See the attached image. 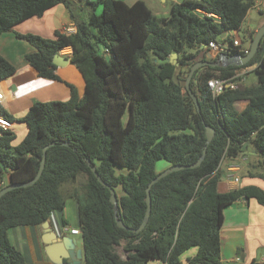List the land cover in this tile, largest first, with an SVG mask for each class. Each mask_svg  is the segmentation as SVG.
Wrapping results in <instances>:
<instances>
[{"label": "trees", "instance_id": "obj_1", "mask_svg": "<svg viewBox=\"0 0 264 264\" xmlns=\"http://www.w3.org/2000/svg\"><path fill=\"white\" fill-rule=\"evenodd\" d=\"M254 1L183 0L160 20L142 1L128 6L97 0L90 3L88 18L78 20L69 0H0V36L58 5L69 9L76 33L57 32L53 40L17 37L34 49L26 56L28 64L49 80L58 79L54 57L71 49L72 64L86 84L83 98L71 87L67 102L35 104L20 120L28 134L18 146L13 145L15 134L0 128V191L34 180L50 146L36 184L0 199V264H30L12 244L11 231L41 228L52 217L67 227L68 199L77 205L85 264H184L183 256L193 249L196 254L187 264H222L225 209L243 199L264 207V190L257 186L228 193L218 189L222 163L245 154L246 145L256 151L264 170V38L244 66H222L220 56H209V44L241 30ZM175 54L177 65L169 62ZM235 55L245 56L238 49ZM201 61L219 65L198 69L191 81L199 113L186 81ZM249 69L257 77L254 85L218 97L207 88L211 78L227 80ZM14 73L0 57V79ZM239 102L250 105L238 111ZM0 116L14 121L1 107ZM207 127L215 132L209 145ZM205 150L199 167L172 173L153 186L150 218L137 233L147 212L146 189L159 174L157 164L193 166ZM109 188L116 192L117 208ZM118 247L127 253L125 260Z\"/></svg>", "mask_w": 264, "mask_h": 264}, {"label": "crops", "instance_id": "obj_2", "mask_svg": "<svg viewBox=\"0 0 264 264\" xmlns=\"http://www.w3.org/2000/svg\"><path fill=\"white\" fill-rule=\"evenodd\" d=\"M96 1L73 0L75 8H73L72 14L78 20H86L93 11L90 3ZM116 1L124 2L128 6H133L135 3L142 1L158 19L164 20L170 17L171 5L180 4L183 0ZM262 11H264V7L258 12L261 13ZM95 12L100 14L102 8L97 7ZM57 32L63 34H74L77 32L75 22L71 18V12L64 5H58L50 9L40 18L27 20L17 25L13 31H9L0 36V57L15 68V73L11 77L0 79V90L4 94V100L0 104V107L14 119L10 129L16 136V140L13 143L14 146H18L27 136L28 128L20 120L28 114L35 104L67 102L71 99V87L76 90L80 98H83L85 94L86 84L82 74L72 64L71 49H65L59 54L62 57L70 59V63L65 67H57L56 75L58 79L49 80L41 78L38 72L28 64L26 56L33 53L34 49L25 40L17 37V34H33L45 40H53ZM236 39L238 38L234 37L232 40ZM223 42L227 41L225 40ZM212 58L214 57L212 56ZM245 71L242 70L241 72L245 73ZM248 105H250L249 102H239L236 105V109L242 111ZM251 150L246 149L244 151L246 153L237 159H226L222 163L220 171L218 172L220 176L218 185L220 193H228L246 186H257L264 190V179H261V176L264 175V170L260 167L258 154L252 148ZM164 165V170L169 168L167 163ZM235 178H239L241 183L236 184L234 182ZM66 209H68L69 217L70 212L75 213L76 220L75 225L72 223L73 225L68 224L67 227L78 230L77 205L74 199L67 200L65 211ZM65 211L64 219L68 223ZM32 235L34 239L33 243L23 246L18 241L19 235L16 231L14 234L16 244H12L26 254L28 259H32L31 256L34 255L42 261V256L49 261V264H53L47 258L45 252L46 244L43 241L45 238V230L42 227H37L32 230ZM63 237L75 238L77 241V238L81 237V235L73 236L68 233ZM221 243L222 264H251L252 262L264 264V207L256 200L247 201L245 199L237 201L227 207L224 211ZM76 250L83 252V244L78 248L76 243ZM195 254V249L189 251L183 256V263L187 264V260L194 257ZM82 264H85V261Z\"/></svg>", "mask_w": 264, "mask_h": 264}, {"label": "water", "instance_id": "obj_3", "mask_svg": "<svg viewBox=\"0 0 264 264\" xmlns=\"http://www.w3.org/2000/svg\"><path fill=\"white\" fill-rule=\"evenodd\" d=\"M264 38V25L258 30L256 36L254 37L253 41H252V45H251V49H250V53L247 56H240V55H235V56H220V62L219 64H221L224 67H228V66H244L247 63H249L257 54V51L262 43V40ZM170 63H172L173 65H177V55H173L170 60ZM70 63V59L62 57L61 55H56L53 59V64L56 67H65ZM219 64H214V63H210V62H205V61H201L196 63L191 71L190 74L187 78L186 81V88L192 98V100L194 101V104L197 108V111L200 113L201 109L199 106V102L196 98V96L194 95V93L192 92L190 85H191V81L194 77L195 72L202 68V67H216ZM215 132L212 128L207 127L206 128V138H207V145H209L213 138H214ZM54 144H52L51 146H53ZM50 146H47L44 149V156H43V160L41 163V167L40 170L37 174V176L35 177L34 180H32L30 183L27 184H18V185H11L8 186L7 188L3 189L2 191H0V199L6 195L7 193L15 190V189H20V188H28L30 186H33L34 184H36V182L41 178L44 168H45V163H46V153L47 150L49 149ZM247 145L243 148L244 151H246L247 149ZM249 151H252L251 148H248ZM255 152V151H254ZM206 156V150L203 154V156L200 158V160L193 166H172L169 167L168 169L164 170L163 172L159 173L158 176L150 182V184L148 185L147 189H146V203H147V212L144 218V221L141 225V227L136 231L137 233L141 232L147 225V222L150 218L151 215V209H152V203H151V189L153 188V186L158 183L161 179L167 177L168 175L175 173V172H179L185 169H191V168H196L199 167L203 160L205 159ZM88 166L90 168V170L93 172L94 176L98 179V181L105 186V183L102 181V179L99 177V174L97 172L96 167L88 161ZM110 192H111V203L117 208L118 205V199L116 196V192L114 189L109 188ZM118 226L120 228L125 229V226L122 222H118ZM42 228L45 230V238L43 239L44 243L46 244V255L47 258L53 263V264H82V262L84 261V254L82 251H78L76 250V239L75 238H71V237H61L52 227L50 222L45 223L44 225H42Z\"/></svg>", "mask_w": 264, "mask_h": 264}, {"label": "built area", "instance_id": "obj_4", "mask_svg": "<svg viewBox=\"0 0 264 264\" xmlns=\"http://www.w3.org/2000/svg\"><path fill=\"white\" fill-rule=\"evenodd\" d=\"M187 1L194 2L195 0H187ZM262 7H264V0H255L251 10L255 9V10L260 11ZM236 49H238L240 53H243L245 54V56H247L250 53L251 42L248 41L246 46H244L243 42H241L238 39L233 40V43H227V42L214 43L212 42L209 44V50H210L209 56L211 58L212 56L214 58L216 56H224V55L231 56L234 52H236ZM245 82H246V73L239 72L234 77L227 79V80L219 79V78H211L207 82V88L211 92L213 97H218L227 90H230V91L238 90L241 85L245 84ZM3 100H4V94L0 90V104L3 102ZM11 127H12V124L9 121H7L3 117L0 118V128L7 130V129H11ZM234 182L236 184L241 183L239 178H235ZM49 222L52 228L61 237L66 236L68 233H70L73 236L81 235L79 230L60 226L54 217H52Z\"/></svg>", "mask_w": 264, "mask_h": 264}, {"label": "rangeland", "instance_id": "obj_5", "mask_svg": "<svg viewBox=\"0 0 264 264\" xmlns=\"http://www.w3.org/2000/svg\"><path fill=\"white\" fill-rule=\"evenodd\" d=\"M71 3V10H73V8H75V4H73V0L70 1ZM264 25V11H262L261 13L258 12V10H251L247 16V19L245 20L243 27L241 28V30H239L238 32L234 33V32H228L224 35H222L218 41L219 42H223L227 39H234V37H237L238 40H240L241 42H243L244 45H247V42L250 41L251 45H252V41L254 39V37L256 36L258 30ZM101 55H104V51L103 49H101L100 51ZM106 59H109V57L106 55L105 56ZM246 73V82L244 85L250 86V85H254L253 83H256L257 81V77L255 75V73L252 72V69H249L248 71H245ZM164 162H160L158 163V167H157V171L158 173L162 172L164 170ZM263 171V170H262ZM66 213V219L68 221L67 224L73 225L72 223H74V225L76 224V220H75V213L73 214L72 212H70V217L68 216V209H66L65 211ZM32 228H18L16 229L18 235H19V243H21L23 246H25V244H32L34 239H33V235H32ZM16 231H11V235H10V240L12 243L16 244L15 239H14V234ZM82 246V238L78 237L77 238V247L80 248ZM118 253L120 254V256L125 259L126 258V253L123 250L122 247H118L117 248ZM32 259L30 260V264H49L48 260L44 257L41 256L42 261H40L38 259L37 256L32 255L31 256Z\"/></svg>", "mask_w": 264, "mask_h": 264}]
</instances>
